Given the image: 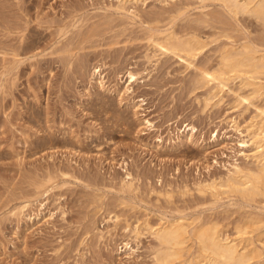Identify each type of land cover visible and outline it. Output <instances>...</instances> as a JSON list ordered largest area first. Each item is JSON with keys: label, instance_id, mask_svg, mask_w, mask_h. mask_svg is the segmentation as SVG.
<instances>
[{"label": "rangeland", "instance_id": "1", "mask_svg": "<svg viewBox=\"0 0 264 264\" xmlns=\"http://www.w3.org/2000/svg\"><path fill=\"white\" fill-rule=\"evenodd\" d=\"M249 14L216 0H0V264H161L146 223L180 217L230 237L248 226L259 246L264 194L210 187L255 168L264 97L241 100L236 78L206 104L216 89L198 81L226 49L264 55ZM171 33L203 43L190 65L151 40ZM255 76L264 85V66Z\"/></svg>", "mask_w": 264, "mask_h": 264}, {"label": "bare ground", "instance_id": "2", "mask_svg": "<svg viewBox=\"0 0 264 264\" xmlns=\"http://www.w3.org/2000/svg\"><path fill=\"white\" fill-rule=\"evenodd\" d=\"M200 1L204 2L206 0ZM216 1H219V4L221 2L228 10V13L230 12L235 15L238 13H250L251 16H254V18L260 21L264 26V0ZM151 40L155 46L163 51L171 50L182 53L186 56L185 59L189 58L188 60H190L187 64L191 63V59L199 53L203 44L194 36L190 35V37L187 36V38H180L175 33H171L165 38L162 36V39L159 37L156 39L151 38ZM219 62L220 67L216 70H208L207 68L202 70L201 68L200 71V69L197 68L200 71L198 81L203 82L204 85L211 84V90L216 89L214 93H210L208 98H205L206 104L213 102V99L224 90L229 80L236 78L240 79L241 85L249 88L248 95H238L241 100H247L249 96H251V98L258 96L264 97V85L255 81V75L260 73L263 69L264 55L259 54L255 46L243 44L239 51L226 49L221 53ZM133 77V74L129 73V82L133 80ZM263 107L260 110V121L256 123L255 127H253V130L250 132L252 145L254 146L251 158H253L255 162V168L248 169L244 167V169L243 167L240 168L236 166L233 172L224 181L218 185H211L210 188L212 192L214 191L213 195L222 193L240 198L242 201H250L254 200L258 195L264 194ZM258 219L259 218L255 220ZM260 220L261 219L254 221V217L251 219L254 224L261 222ZM215 224H197L193 221H186L181 217L170 223H160L156 226L146 223V229L154 235L160 245V249L155 254V259L161 264H193V258L195 257L201 258L203 261L205 260L207 264H264V258L261 261V255H263L262 250H264V233H258L257 238L254 237L259 243V246H257L253 237L246 236L249 232L247 231L248 226H236V235L230 237L224 231L220 230L221 228L218 229L219 226L217 227ZM251 225L254 226L253 223ZM250 227L251 226H249V228ZM256 227L255 229H257ZM190 240L196 244L197 254H194L195 256L192 254L193 256H191L190 259H183V253L186 252L184 255H187V253L190 254L191 247L190 249L187 247V243ZM198 261L200 262V260Z\"/></svg>", "mask_w": 264, "mask_h": 264}]
</instances>
